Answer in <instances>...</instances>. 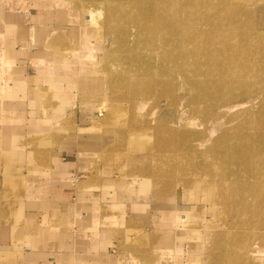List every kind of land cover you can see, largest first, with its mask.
I'll return each instance as SVG.
<instances>
[{"label": "rangeland", "instance_id": "374dc122", "mask_svg": "<svg viewBox=\"0 0 264 264\" xmlns=\"http://www.w3.org/2000/svg\"><path fill=\"white\" fill-rule=\"evenodd\" d=\"M10 2L15 3L17 10L20 6L17 4L24 3L23 0H0V5ZM27 2L33 3V0ZM47 2L54 1L42 0L43 4ZM131 3L132 0H69L80 23L65 12L62 29L58 30L61 38L58 32L52 39L63 45L58 48L61 54H70V48L79 52L81 48L80 55L99 92L94 94L84 87L85 80L80 79L79 70L76 78L79 77L82 88L74 85L70 92L75 117L71 114L57 124L58 129L64 128L66 132L81 127L87 129L79 131L83 140H93L95 133L89 130L93 125L101 134L102 141L92 146L95 156L87 163L86 174L77 180L81 194H94L97 200L111 201L118 207L120 200L123 204L127 201L132 204L124 209L121 223L114 224L110 238L111 252L118 256L120 264H162L163 261L167 264L171 260L206 264L207 248L231 241L233 244L242 242L249 256L247 264H264V182L244 192L240 184L221 177L217 163L220 152L231 150L229 146H237V142L251 150L264 148V132H261L264 129L259 124L264 120V0H149L148 3L138 0L139 5H147L149 12L161 14L164 21L177 20L178 26L181 23L187 31L191 29L204 36L207 45L213 43L206 54L221 57L219 62H224L219 65L221 68L224 65L226 70L235 69L234 75L228 73L216 88L207 92L195 90V86L188 80L183 81L182 77L175 85L177 78L170 76L165 82L171 84L172 92L163 93L168 101L161 103L157 98L159 91L153 85L156 77L141 72L143 61L155 59L150 58L151 55L142 56L140 49L131 45L132 41L126 55L125 49L114 39L110 17L123 21L131 16L128 14ZM137 12L140 13V9ZM131 18L136 22L137 16ZM171 24L167 22L164 28L175 30L176 25ZM134 33L133 29L129 34ZM182 35L178 32L172 37V43L179 44ZM162 44L165 53H193L178 45L170 48L168 42ZM197 66L192 64L194 70ZM187 69L185 63L174 66L172 72L178 74ZM203 71L196 74L202 78L223 75L216 66ZM176 86L178 91L181 87L180 92H173ZM194 92H202L199 96L203 102L186 98L187 108L195 110L201 118L206 114L218 115L216 120L222 124L221 130L213 131L204 123L194 126L187 111L178 110L177 101ZM138 102L143 105L138 107ZM242 102L246 105L238 104ZM44 115L51 116V113ZM86 117H89L87 122ZM133 128L141 132L143 140L147 139L146 131L154 135L159 130L158 134L170 132L166 143L172 145V149L165 147L154 159L145 156L143 159L144 149L141 152L133 150V143L128 139V130L135 136V132H131ZM223 130L232 132L225 144L205 151L187 152L191 143L206 140L210 135L215 137ZM37 137L29 140L27 148L41 162L50 149L53 151L60 146L61 141L54 138L50 148H45L44 136ZM176 149L180 150L177 153H183L176 155ZM232 152L234 154L228 157L230 167L237 163L238 156L235 149ZM257 154V158L262 156L260 159L264 160V152ZM160 156L166 157L165 160L159 161ZM157 162H163L158 165V171L153 169ZM248 163L255 164L252 159H248ZM4 179L0 182L2 201L8 198V180ZM18 184L15 179L12 185L17 187ZM15 195L11 194V199ZM183 214L186 218L182 219ZM169 222L174 223L173 230L164 229V224ZM256 248L258 253L253 252ZM217 256L222 257L223 253ZM240 259L245 261L243 257Z\"/></svg>", "mask_w": 264, "mask_h": 264}, {"label": "crops", "instance_id": "0c3cea01", "mask_svg": "<svg viewBox=\"0 0 264 264\" xmlns=\"http://www.w3.org/2000/svg\"><path fill=\"white\" fill-rule=\"evenodd\" d=\"M50 1L23 0L18 10L14 2L0 5V182L8 180V198L0 200V264H120L110 238L114 224L121 223L124 209L132 204L120 200L118 207L94 194L82 195L77 186L101 134L93 125V140H83L79 131L87 129L66 132L57 124L71 114L75 117L70 92L82 88L80 79L89 91L99 92L81 48L61 54L58 48L63 45L52 40L62 29L65 12L77 23L79 17L69 0ZM36 136H44L45 148L54 138L61 141L41 162L27 148ZM15 179L17 187L12 185ZM173 226L169 222L164 229ZM186 262L191 263L167 264Z\"/></svg>", "mask_w": 264, "mask_h": 264}, {"label": "bare ground", "instance_id": "6f19581e", "mask_svg": "<svg viewBox=\"0 0 264 264\" xmlns=\"http://www.w3.org/2000/svg\"><path fill=\"white\" fill-rule=\"evenodd\" d=\"M148 1L149 0H147V3ZM146 6L147 5L144 6L139 5L138 0H132L131 5L129 6L128 14H130L131 16L132 15L137 16L136 22L132 20L131 16H126L123 21L121 19L117 21L112 20V17H110V24L112 25L111 28L114 29V39L119 41L120 48L125 49L126 55L129 54L130 51L129 43L130 41H132L131 45L136 49H140L142 56L151 55L150 58L155 59V61H151V60H149L148 62L143 61L141 72L149 75H154L156 77L154 79L153 85L154 88L159 91V94L157 95V98L159 99L158 103H161L163 100L168 101L164 95L166 93L169 94L170 92H172V89L170 90L171 84L170 83L167 84V82L165 81L169 80L170 76H175L177 78V80L174 83L175 85L179 83V80H181L182 77L183 81L188 80L191 84H193L195 86V90L207 92L211 89L216 88L221 83V81L226 78L225 75L228 76V73L234 75L233 71H235V69L231 68L232 70L231 71V70H226L224 65L222 66V68L219 66L220 64H224L223 61L222 63L219 62L221 60V57H215L216 55L206 54L208 48L212 47L211 46V44H213L212 42H209L207 45V41L204 36L198 35V32L193 31L191 29L187 31V28L182 27L181 23H179L180 26H178V23H176L177 20H173L172 22L167 21L168 24L172 23L171 26L176 25L175 30H166L165 28L167 26V22L162 19V15L159 13L149 12V9L146 8ZM139 9H140V13L137 12V10ZM133 29L135 30V33L132 36H130L129 33ZM178 32H182L183 35L180 36L181 39L179 38L178 40L179 44H173L172 37L175 36ZM131 37L132 39H130ZM164 42H168L170 48H173V46L175 47L176 45H178V47L185 49L188 48L193 50V53L191 54L189 53V55L188 54L186 55L184 52L177 53L174 55L170 53H165L166 52L165 45L162 44ZM83 46L85 47V44ZM153 49L156 50L155 53L150 52ZM185 63L188 64L187 70H184L182 73H178V74L174 73V71L172 72L174 66L180 67L181 64H185ZM192 64H198L195 70L192 68ZM212 66H216V68L219 69V73H222L223 75H219L218 77L208 75L202 78L201 76L196 74V73L201 74V71L207 70ZM203 74H206L205 71H203ZM185 88L187 89V87ZM180 91H181V87H179V91L177 89V86L173 87V92H180ZM202 92L199 94L196 92L187 94L186 97H184L183 99L181 98L180 100L177 101L176 106L178 107V110L184 109L185 111H187L188 117H191L190 122H192L194 126L204 123L205 125H209L208 128H211V130L213 131L221 130L222 124L218 122V120H216L218 115L212 117L206 114L204 117L201 118V116L198 115V113L195 112V110L187 108L188 102L186 101V98L190 99V97H192L193 99H197V102H203L202 98L199 96L202 94ZM128 99L129 101H131L130 97ZM138 104H137L138 107H140V105H143L142 102H138ZM238 104L246 105V102H242ZM213 111L216 113V110L213 109ZM153 115L154 114H152V116ZM130 120L131 119L128 118L129 122H131ZM259 124L261 127H263L262 129H264V120H260ZM144 129L148 130L150 128L145 127ZM128 132H129L128 139L131 142V144L133 143L132 145L133 150L141 152V150L144 149L143 159L144 156L154 159L157 155H160L159 153L163 151L165 147H167L168 149L169 148L172 149V145L166 143L168 136L171 137V133L170 132L168 133V131L167 132L163 131L160 134H158V132H160L159 130L155 135L153 133L149 134V132L146 131L148 136H146L147 139L145 140L142 139L141 135L139 134L141 132L137 129L131 131V132H135V136H132V134L134 133L131 134L129 130ZM261 132H264V130H262ZM231 134L232 132L228 130H223L220 133H218L215 137H212L213 135H210L206 138V140L195 141L190 144L191 147L187 149V152L192 153L193 150L195 151L196 149L200 151L201 149L202 151L204 149L208 150L217 147L218 144L219 145L225 144L226 138H228ZM138 143H140L139 146ZM239 144L240 143L237 142V146H229V149H231L228 150L229 152L228 151L220 152V155L217 157V163L218 166L220 167V173L223 179H225L228 182H232V183L236 182L237 184H240V186H243L244 188L243 191L248 192L253 189V186L256 187L259 183L264 182L263 181L264 160L260 159L262 158V156L260 158H257L259 157L257 152L258 151L264 152L263 151L264 148L263 147L262 149L255 148V150H251V148L249 147L247 148L245 145H239ZM234 149L238 153L237 163L232 164L231 166L233 167H230L228 162L229 160L228 157H230V154L233 153L232 151ZM177 151L180 150L176 149L175 151L176 155H180L183 153V152L177 153ZM239 151L243 153H239ZM153 154L156 155L153 156ZM165 158L166 157L160 156L158 160L163 161L165 160ZM248 159H252L255 162V164L250 166V164L248 163ZM161 163L163 162L154 163L153 169L158 171L159 170L158 165L159 164L161 165ZM242 163L244 164V166H246V169L243 168ZM245 171L247 173H245ZM182 218H186V216L184 215L182 216ZM240 243L233 244V241H231L229 243L227 242L219 243V245L216 246L212 244V248H207L205 251L207 257L206 264H233L234 262H236V264H247V262L249 261V256L245 251L244 246ZM255 251L256 253H258L257 248L253 249L254 253ZM221 252L223 253V256L222 257L217 256ZM240 257H243L245 261L240 259Z\"/></svg>", "mask_w": 264, "mask_h": 264}]
</instances>
